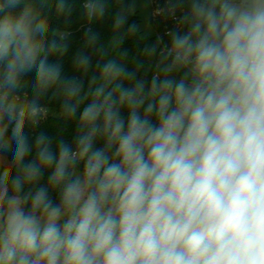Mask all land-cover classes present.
Masks as SVG:
<instances>
[{"label": "clouds", "instance_id": "1", "mask_svg": "<svg viewBox=\"0 0 264 264\" xmlns=\"http://www.w3.org/2000/svg\"><path fill=\"white\" fill-rule=\"evenodd\" d=\"M189 3L163 77L109 60L82 97L83 82L49 63L47 18L0 0V264H264V0ZM85 9L102 16L104 0ZM33 71L36 96L21 101ZM55 87L70 118L79 110V132L54 152L27 128ZM47 168L59 203L45 187L22 198Z\"/></svg>", "mask_w": 264, "mask_h": 264}, {"label": "trees", "instance_id": "2", "mask_svg": "<svg viewBox=\"0 0 264 264\" xmlns=\"http://www.w3.org/2000/svg\"><path fill=\"white\" fill-rule=\"evenodd\" d=\"M25 2L32 4L48 20L49 29L45 45L49 63L61 66L64 77L76 78L83 82L82 97L88 92L90 79L93 76L99 77L102 66L109 60L120 63L127 71L134 73L136 79L150 81L153 75L163 77L162 69L171 62L170 58L164 60L162 55L170 43V33L187 30L188 25L183 23V17L190 10L189 0H151L152 10H157L155 15H151L154 33L143 35L137 28L139 16L132 10V0H104V14L91 17L85 9L86 0H63L65 7L62 11H58L57 8L60 0ZM117 16L125 19L120 28L115 27ZM133 26L135 30H131ZM80 57L89 58L86 69L79 66ZM171 75L179 78L181 73L173 72ZM128 83L125 81L126 86ZM35 84L33 71L22 80L17 93L21 101L36 96ZM65 99L62 89L58 87L48 89L39 95L38 103L52 112L43 115L36 124L28 126L30 143L41 133L51 140L54 152L59 141L63 140L69 144L73 142L79 132V110L76 117L70 118L62 107ZM90 100L91 96L84 99L80 109L82 110L84 104ZM122 115L126 120L127 110H122ZM104 146L103 139L97 138L94 142L96 148ZM5 154L12 160L11 152ZM77 170L83 171V162ZM42 171L43 175L37 182L24 185L21 197L27 196L30 200L32 193L40 187H45L53 202L59 203V190L49 185L52 168Z\"/></svg>", "mask_w": 264, "mask_h": 264}, {"label": "rangeland", "instance_id": "3", "mask_svg": "<svg viewBox=\"0 0 264 264\" xmlns=\"http://www.w3.org/2000/svg\"><path fill=\"white\" fill-rule=\"evenodd\" d=\"M131 7L133 12H135L139 16V22L137 28L141 31L143 35L151 34L152 33V27L150 25V0H132ZM46 113L44 115H47L52 112L51 109L46 108ZM5 161V165H7L8 162H11L10 158L7 156V154H4L3 157ZM78 173H82L81 171H78Z\"/></svg>", "mask_w": 264, "mask_h": 264}, {"label": "crops", "instance_id": "4", "mask_svg": "<svg viewBox=\"0 0 264 264\" xmlns=\"http://www.w3.org/2000/svg\"><path fill=\"white\" fill-rule=\"evenodd\" d=\"M150 8H151V12H150V25H151V27H152V33L151 34H147V35H152L153 33H154V29H153V26H152V24H151V15H152V4H151V0H150Z\"/></svg>", "mask_w": 264, "mask_h": 264}, {"label": "built area", "instance_id": "5", "mask_svg": "<svg viewBox=\"0 0 264 264\" xmlns=\"http://www.w3.org/2000/svg\"><path fill=\"white\" fill-rule=\"evenodd\" d=\"M157 13V10H152V15H155Z\"/></svg>", "mask_w": 264, "mask_h": 264}]
</instances>
